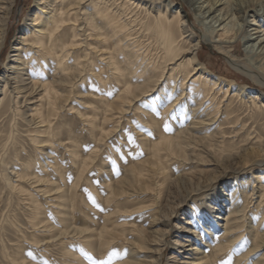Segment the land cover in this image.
Here are the masks:
<instances>
[{"label": "bare ground", "instance_id": "bare-ground-1", "mask_svg": "<svg viewBox=\"0 0 264 264\" xmlns=\"http://www.w3.org/2000/svg\"><path fill=\"white\" fill-rule=\"evenodd\" d=\"M15 1L0 0V55ZM185 3L205 29H192L180 10L171 15L174 0L160 8L157 0L36 1L0 79V96L9 92L21 109L32 146L23 162L15 140L19 134L0 131V179L17 201L16 211L23 213L4 211L2 264H38L28 253L36 250L50 258L55 247L60 260L53 264H90L85 252L96 259L115 252L112 264H162L171 235L176 237L167 259L171 264H264V95L258 92L264 89V26L255 21L264 23V0ZM250 17L256 28L247 30ZM240 39L253 42L248 49L254 55L247 63L234 55ZM205 46L259 88L239 83L230 73L227 79L213 73L203 62ZM153 98L172 100L161 111L163 119L152 110ZM72 100L84 112L73 108ZM4 101L0 98V107ZM5 109L0 108V120ZM63 112L88 128L94 146L74 147L67 138L74 137L71 133L62 142L54 121ZM128 115L140 124L127 122L135 145L129 136L118 140L119 133H126L119 120ZM115 136L113 146L109 139ZM232 139L241 144L227 147L226 140ZM60 148H67L73 173L63 168ZM12 155L14 161L7 163ZM99 161L101 186L87 178ZM250 170L256 172L241 178ZM228 173L235 175L234 182L218 186ZM148 196L147 205L129 210ZM253 200L258 205L249 218L246 205ZM137 214L152 215L150 225L130 224ZM172 218L180 221L174 228ZM27 230L43 239L29 241ZM7 232L14 234L15 244L3 240Z\"/></svg>", "mask_w": 264, "mask_h": 264}, {"label": "rangeland", "instance_id": "rangeland-1", "mask_svg": "<svg viewBox=\"0 0 264 264\" xmlns=\"http://www.w3.org/2000/svg\"><path fill=\"white\" fill-rule=\"evenodd\" d=\"M36 1L37 0H16L15 1V5L12 9V15L10 18V22H9V34L7 37V42H6V47L5 50L2 52V54L0 55V79H2V77L4 76L5 73V65H7L8 59L11 55V48L14 47V45H16V43L18 41H20L19 36H22L24 34V32L22 30L25 29L26 24L29 23L28 20H30V18H32V15L35 11V7H36ZM159 6L157 8H160L161 6H164L168 3L169 0H157ZM164 10V8H163ZM176 10H180L181 12H183V14L187 15V23L189 24V26L193 28L192 25H195L197 27L198 30L201 29V27L203 29H205V26H200L199 22L202 20V18L199 16L196 11H193L192 8H190V6L188 4L185 3V0H174V5L171 8V15L175 14L174 12ZM139 14H143L146 15V10L144 9H140L139 10ZM261 18H255V21H257V23L260 26H264L263 22H260ZM254 22L253 18H249L247 21V30L250 29H255L256 27L254 26H250V23ZM24 28V29H23ZM264 29V27H263ZM197 33L199 34V32L197 31ZM68 36H70V34H68ZM241 47L240 48H236V51H234V55L237 59L245 61L246 63L248 61H251V57H253L254 53H251V51L248 49V47H250V45L253 42H249L248 44H245L244 40L240 39ZM249 45V46H248ZM78 54L81 55V57H83L84 51H79ZM202 57H203V62L207 65H209L212 68V72L216 74V72H220L222 74V77L227 79V73H230L233 77L235 76V79L239 80V83L243 82V83H247L248 86H251L252 83L250 82V80L248 81V79H244L245 77L242 74H238L236 72L233 71V69H231V67H229L228 65V61L226 60V58H224V56L220 55L216 50H214L212 47L210 46H205L203 51H202ZM92 61L94 62L93 65L94 66H99L98 60H97V56H94ZM211 61V62H210ZM71 65V61L67 66ZM225 77H224V76ZM86 76V75H85ZM46 82H51V80L47 79L45 81ZM250 84H249V83ZM47 84V83H46ZM2 87H3V83H0V90L2 91ZM251 87H255L257 88L258 86L256 85H252ZM259 88V87H258ZM257 88V89H258ZM78 90V89H76ZM6 93H4V96H0V98H5L4 103L2 104V107L0 108H7L6 113L4 114V116L1 118L0 120V131L3 132V134L9 136L13 130L15 132H17L19 135H16L15 140L18 139L19 144L17 145V148L19 147V150L21 152V157L24 158V160H22L23 162H26L27 157L30 153H32V146L29 142H27L26 140V135L28 132H31V129H29L28 127L25 126V124L23 123L22 117H21V109L18 108L16 109L14 104H13V99L12 96L9 94V92L5 91ZM259 93L261 92V95H264V89L260 88V90L258 91ZM11 96V97H10ZM71 99V96H70ZM75 100H72L73 102V108L84 112V110L79 107L80 105L78 104H74ZM79 101V100H76ZM94 101V100H93ZM85 102H87V104L91 107L95 106V104L92 101L86 100ZM1 104V103H0ZM70 104L69 108H71V100L69 101L68 105ZM90 111H88L87 113H89ZM89 115H93L92 113H89ZM136 117V115H135ZM126 119V120H125ZM125 120V121H124ZM124 120H119V126L123 127V130H125L126 133H119V135L122 134V137H119V139L121 140H125L124 136H129V134H131V136L133 135V130L131 129L133 126L130 127V123L127 125L128 121H133L132 124H136L137 126H139V122H137L136 119H134V116L132 117L131 115L125 116ZM54 123L58 126L60 133L62 134V136H64L62 138V142H64L65 139V135H68L69 133L73 134L74 137H67L68 140H70L71 144L74 145V147H80L82 145H90V146H94L93 143V139L90 136V134L87 132L88 128H86V131L83 129L84 127L81 125V122H79L78 119L74 118L73 116L69 115L68 112H63L58 116L57 122L56 120L54 121ZM71 124L73 126V129H71ZM108 129H110V126L107 127ZM224 130L227 132V136L228 137H232L233 134H230V132L232 131L230 128H228L227 125H224ZM120 130V128L118 129ZM133 131V132H132ZM230 131V132H229ZM58 133V132H57ZM117 136V135H116ZM115 137H110L109 142L111 143V145L115 146L118 144L117 139ZM134 136V135H133ZM70 138V139H69ZM76 141H78V143L76 144ZM117 142V143H116ZM226 146L229 147L230 144H241L236 140H226ZM104 143H107L106 141ZM20 145L22 146L20 149ZM73 147V148H74ZM72 148V149H73ZM67 148H60L59 149V153L58 155L60 156L59 158H62V160L64 161V167L67 171V173H73V171H75V167L71 164V162L68 159V154L66 153ZM26 156V157H25ZM20 157V158H21ZM13 155L9 156V158H6V162H13L14 160H12ZM95 168H93V170H90V172L87 174V178L90 176L92 178L91 181L89 182H96L99 185V181L101 179L100 174V169L102 167V161H99L98 163L96 162L95 164ZM205 168V167H204ZM199 169H203V166L200 165ZM171 172H169V175H173L171 176L173 179L176 178V173L174 171V169L170 170ZM256 171H249L248 175H245L241 178H248L250 177L253 173H255ZM227 176L223 177L221 179V181L218 183V186H221V183H223L224 181H230L229 184L233 183L235 180V175L233 173H228L226 174ZM243 183V182H241ZM257 184V183H256ZM255 184V185H256ZM4 184L2 182V180L0 179V221L1 219L5 216L4 211L8 210L10 208V210L12 212H14V214L16 216H19L20 213L19 211H16L17 208V201L14 199H11V197L8 195V191L4 190ZM220 187H219V191H220ZM25 190H27V192H30L31 190H28V187H25ZM256 198V196H254ZM149 196L147 198H144V200H139L137 202H135L134 200V204H132V207L129 209L130 211H134L137 210L139 207L143 206V205H147V203L149 202ZM139 202H143L142 204H140ZM128 201L126 203V205H128ZM228 204V202H227ZM258 205V203H255V200H253V202L251 204L246 205L247 207V213L248 216L250 218V216H252L254 214V210L256 208V206ZM174 206V205H173ZM204 210V209H201ZM224 211L221 214V219L217 220V223L220 224L222 223V220L224 219V215H225ZM179 219L181 218L180 214L178 215ZM20 224L22 222L23 227L25 229H27L24 220L20 217ZM153 217L150 214H146V215H142L141 217L137 214L136 217H132L129 221L130 224H132L133 226L136 225V227L138 228H142V227H148L147 225H150V222L152 221ZM178 218H172L171 220V228H174V226L179 223ZM182 225V224H181ZM173 226V227H172ZM26 237L29 241H34V240H42V236L40 234H35L32 233V231L27 230L26 232ZM14 234L12 232H7L4 233L3 235V240H6L8 245L10 244H15L17 241L14 239ZM176 239L175 236L171 235L168 240L166 241L167 246L165 249V256L166 258L164 260H162V264H171L169 262V260L167 261L168 258H170L172 256L171 254V246L174 243V240ZM14 240V241H13ZM18 245V244H17ZM57 248V249H56ZM26 249V248H25ZM56 249V250H55ZM52 250V253L48 254L50 258H48L45 254L40 255V253L36 250L32 251L33 256L36 257V263H41L44 262V258L47 259V261L49 262V264H53L54 263V259H59L60 255H59V249L58 247H55ZM122 256L123 258L126 257L127 252H124V250H122ZM262 255V252L260 253ZM173 257H176V255H173ZM96 259V258H94ZM98 259V258H97ZM60 260V259H59ZM106 260V258H105ZM175 259H173L174 261ZM90 263V262H89ZM0 264H2V259H1V255H0Z\"/></svg>", "mask_w": 264, "mask_h": 264}, {"label": "snow or ice", "instance_id": "snow-or-ice-1", "mask_svg": "<svg viewBox=\"0 0 264 264\" xmlns=\"http://www.w3.org/2000/svg\"><path fill=\"white\" fill-rule=\"evenodd\" d=\"M94 90H98L95 89ZM174 99V98H172ZM172 102L171 99H168L167 102L165 101H157L155 98L152 99L151 103H152V110L155 112V114L160 117L161 119H163V117L161 116V111L166 108L168 106V104H170ZM159 105V107L157 106ZM165 131L171 132V126L168 124H165L164 126ZM149 135H151V133H149ZM129 142L133 145L136 144L135 138L133 136H131V134H129ZM138 147V145H136ZM87 150V149H86ZM119 151V149H117ZM142 155V153H141ZM92 199V203L94 205H96L97 207H99L98 204H96L95 198L90 197ZM81 251L83 252V249H81ZM29 256H31L33 259H36L35 256H33V254L31 252L28 253ZM86 259L88 261H90V264H112V257L117 255V253L113 252L111 255H109L108 259H94L91 255H89L88 253H84ZM44 264H48L47 261L44 262ZM228 264H231V260L228 261Z\"/></svg>", "mask_w": 264, "mask_h": 264}]
</instances>
